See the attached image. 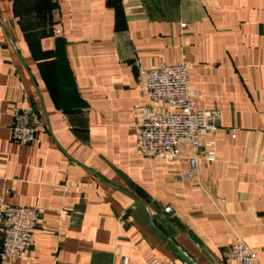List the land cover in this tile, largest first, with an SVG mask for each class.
<instances>
[{
	"label": "crops",
	"instance_id": "crops-1",
	"mask_svg": "<svg viewBox=\"0 0 264 264\" xmlns=\"http://www.w3.org/2000/svg\"><path fill=\"white\" fill-rule=\"evenodd\" d=\"M136 60L185 64L220 114L215 161L190 180L136 151ZM33 105L50 132L10 143L12 112ZM2 205L40 215L31 248L0 264H191L177 249L226 264L235 241L264 264V0H0Z\"/></svg>",
	"mask_w": 264,
	"mask_h": 264
},
{
	"label": "built area",
	"instance_id": "built-area-1",
	"mask_svg": "<svg viewBox=\"0 0 264 264\" xmlns=\"http://www.w3.org/2000/svg\"><path fill=\"white\" fill-rule=\"evenodd\" d=\"M182 28L184 24L180 25ZM139 66V61L134 63ZM139 68L138 90L148 105L134 108L141 117L134 129L137 153L149 160L161 161L179 168L186 166L184 180L197 174L201 161H215L213 134L220 114L198 106V92L191 86L188 67L183 64ZM38 121L31 110H14L8 130L13 144L31 145L36 142ZM235 137L231 132V138ZM40 209L2 205L0 208V262L12 263L22 257L33 244L38 228ZM226 264H254L255 254L243 243L235 241L223 253ZM120 264H127L123 259ZM150 264H160L152 261Z\"/></svg>",
	"mask_w": 264,
	"mask_h": 264
},
{
	"label": "water",
	"instance_id": "water-1",
	"mask_svg": "<svg viewBox=\"0 0 264 264\" xmlns=\"http://www.w3.org/2000/svg\"><path fill=\"white\" fill-rule=\"evenodd\" d=\"M20 62L22 64L23 67H25V64L23 62V60L19 57ZM33 111H34V115L38 120L39 125L44 128L47 129L48 132H50V126L46 117V114L43 110V108L41 110L37 109V107L35 105H33ZM136 203V205H140L142 207H144V211L146 212V214L148 215V220H149V225L152 229H154L159 235H161L163 238H165V240H167L169 243L170 240H168L164 234L155 226V224L153 223V215L150 213V211L144 206L143 203H141L139 200L133 199ZM152 207L155 208L156 211H158V214L161 218H167L169 216L172 215V210H170L169 208H165L163 210H161L155 203L152 204ZM172 244V243H171ZM176 257L182 259L183 261H188L192 264V262L186 257L184 256L179 249H177V253H176Z\"/></svg>",
	"mask_w": 264,
	"mask_h": 264
},
{
	"label": "rangeland",
	"instance_id": "rangeland-1",
	"mask_svg": "<svg viewBox=\"0 0 264 264\" xmlns=\"http://www.w3.org/2000/svg\"><path fill=\"white\" fill-rule=\"evenodd\" d=\"M135 109V108H134ZM137 112V111H136ZM138 113L139 112H137V120H136V122H135V124H134V129H135V127L136 128H138L139 127V124H140V122H141V117L138 115Z\"/></svg>",
	"mask_w": 264,
	"mask_h": 264
},
{
	"label": "trees",
	"instance_id": "trees-1",
	"mask_svg": "<svg viewBox=\"0 0 264 264\" xmlns=\"http://www.w3.org/2000/svg\"><path fill=\"white\" fill-rule=\"evenodd\" d=\"M191 78V77H190ZM34 115V114H33ZM34 117H35V115H34ZM36 118V117H35ZM38 129H39V126H38ZM39 131V130H38Z\"/></svg>",
	"mask_w": 264,
	"mask_h": 264
}]
</instances>
